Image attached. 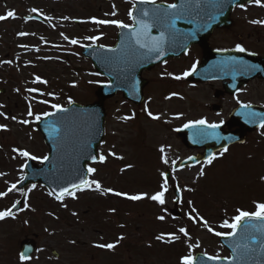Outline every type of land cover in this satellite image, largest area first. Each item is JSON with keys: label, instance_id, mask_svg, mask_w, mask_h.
<instances>
[{"label": "rangeland", "instance_id": "obj_1", "mask_svg": "<svg viewBox=\"0 0 264 264\" xmlns=\"http://www.w3.org/2000/svg\"><path fill=\"white\" fill-rule=\"evenodd\" d=\"M132 2L0 0V15L8 11L16 14L15 18L0 20V55L6 53L9 85L5 97L10 95L9 100L0 97V125L6 126L0 129V192L7 193L0 196V211L12 210V205L20 202L12 211L13 217L0 220V264H181V258L189 253L192 257L196 252L228 256L215 232L231 230L221 225L224 220L231 223L237 209L251 212L256 210L254 202L264 203V128L251 134L245 144L229 148L223 156L218 154L211 164L171 171L163 205L149 198L164 182V167L171 170L172 163L178 164L192 153L174 131L190 121L186 109L189 88L174 78L180 74V67L174 76L165 78L172 80H167L171 83L165 89L168 92H159L157 89L165 86L151 77L153 83L138 108L119 95L104 101L106 131L99 154L106 160L88 165L97 170L88 178L100 182L99 191L92 186L76 191L75 198L67 195L62 200H55L40 184L8 191L25 172L22 165L28 157L21 156V150L41 158L47 155L36 115L54 110L53 104L66 106L69 99L81 105L91 103L94 89L103 82L91 62L81 55V47L112 45L116 25L97 24L92 18L130 24ZM31 9L48 19L46 27L22 19L32 13ZM20 32L27 35L20 36ZM92 36L99 39H85ZM72 39L77 43L72 44ZM37 55L43 58L33 62ZM0 88L6 85L0 84ZM173 91L186 100L167 101L166 96ZM23 120L29 123H20ZM34 162L41 164L40 160ZM201 170L203 176L199 175ZM174 185L182 195L178 203L181 218L169 212ZM106 188L128 195H148L134 201L104 192ZM25 203L29 207L25 208ZM181 227L186 229V236L179 233ZM209 227L213 231H208ZM162 233L164 239L157 240ZM170 233L180 238L170 241ZM32 234L38 235L37 247L23 262L18 256V243ZM108 243L115 248L97 247Z\"/></svg>", "mask_w": 264, "mask_h": 264}, {"label": "water", "instance_id": "obj_2", "mask_svg": "<svg viewBox=\"0 0 264 264\" xmlns=\"http://www.w3.org/2000/svg\"><path fill=\"white\" fill-rule=\"evenodd\" d=\"M246 0H175L177 9H168L166 3H150L135 1L132 9V19L135 26L132 29L120 28L117 34V42L111 48L101 46H86L82 49V55L92 61L94 69L101 75H106L108 83H103L95 90L98 100L93 104L80 105L72 103L66 112H56L52 116H43L37 123L39 132L49 147L48 160L42 165L28 160L24 165V179L17 184L18 188L40 183L53 196L59 192L61 187H68L71 183H79L80 179H87V163H94L91 156H97V147L103 138V101L114 96L118 91L123 93V98L133 101L135 104L142 102V87L145 81L139 75L147 65L165 60L166 57H177L184 53L191 43L200 44L203 58L196 70L189 74L194 81H205L214 79L227 69L226 62H217L218 58L226 57V52H213L208 44L207 38L212 29L225 27L229 24L230 9L239 2ZM159 6L160 20L154 16ZM167 12L165 17L163 14ZM144 13L148 15L145 16ZM27 19H39L40 16L28 14ZM145 21L152 25L148 32L150 36L159 38L161 33L164 39L160 48L148 52L135 44L131 37L133 29L139 31L141 25L138 21ZM114 49V51H109ZM163 51V55L159 52ZM215 68L218 71H215ZM222 71V72H221ZM227 76V74H223ZM264 120V109H256L255 114L241 119L243 132L226 133L221 129L211 130L219 138L201 135L204 125H194L185 128L180 127L177 133L183 138L188 148H203V155L192 156L186 159L176 168L185 165L193 166L200 161L207 160L209 154L222 149L234 142H243L246 130H253ZM56 122L60 128L59 136L49 134V126ZM99 157L97 156V161ZM96 162V161H95ZM167 180L169 174L166 173ZM55 190V191H54ZM75 191V190H72ZM176 195L173 201V209L170 211L175 217H179L177 203L180 200L179 190L174 188ZM16 205L13 210L19 207ZM247 226V227H245ZM254 238V241H253ZM220 242L228 250L229 258L210 261L201 253H196L193 264H264V221L256 218H246L240 222L234 236H222ZM19 256L24 254L30 257L35 250V241L32 238H24L20 241ZM236 248V252H233Z\"/></svg>", "mask_w": 264, "mask_h": 264}, {"label": "flooded vegetation", "instance_id": "obj_3", "mask_svg": "<svg viewBox=\"0 0 264 264\" xmlns=\"http://www.w3.org/2000/svg\"><path fill=\"white\" fill-rule=\"evenodd\" d=\"M159 2L174 3L173 0H161ZM241 4L244 5L243 8L239 6ZM261 4H264V0H261ZM230 10L229 24L225 27H219V29H213L207 39V44L213 52H226L227 54L226 57L217 60V62H226L228 66L223 72L221 71L222 73H218L219 75L216 78L206 81H191L188 76L182 75L185 71H189V73L193 71V64L196 65V69L203 57L202 47L196 43L190 45L182 55L167 57L154 65H147L141 70L140 77L147 80L143 87V95L147 87L153 83L151 77H156L159 80L157 82L165 86L164 89H157L159 92H168L165 89L169 88V85H171L169 81L172 80L165 78L174 76L178 72V67L182 68L179 71L182 78L178 81L189 88L186 103L189 120L205 119L208 123L223 121V124L219 127L222 133H242L243 124L241 119L255 114L256 109H264V24L251 23L253 20L264 21V6L246 0L235 4ZM37 24L42 27L47 25ZM117 31L118 27L116 26V33ZM237 44L241 45L245 51H238L236 49ZM215 71L218 70L215 68ZM168 73H172V75L169 76ZM2 74L5 76H2ZM223 74H227V76ZM102 79L107 82L105 77ZM0 84L6 85V88H0V97H5L7 90L9 93L6 53L0 55ZM173 93L175 92L173 91L166 96L167 101L174 103V101L184 98L181 95H172ZM116 95L121 96V93ZM5 99L9 100L10 95ZM183 100H186V98ZM127 102L132 104L129 101ZM141 105L133 106L138 108ZM10 111L8 109L6 114L9 115ZM105 113L107 115L106 110ZM260 128L262 127L255 128V130H246L245 141L232 144L228 146V149L245 144L249 139L248 137ZM189 151L192 153L186 157L203 152L197 148L189 149ZM219 153L220 151L215 152L214 156H218ZM176 165V163H172L171 168ZM164 169V172L168 171L165 167ZM170 179L171 175L169 176Z\"/></svg>", "mask_w": 264, "mask_h": 264}, {"label": "snow or ice", "instance_id": "obj_4", "mask_svg": "<svg viewBox=\"0 0 264 264\" xmlns=\"http://www.w3.org/2000/svg\"><path fill=\"white\" fill-rule=\"evenodd\" d=\"M141 2H146V0H141ZM152 3H155V0H151ZM251 2H254L255 4L257 5H261V6H264V4H261V0H251ZM240 7H244L243 4L239 5ZM177 5L175 3H172V4H169L167 5V8L168 9H177ZM32 12H35L36 9H31ZM159 13V6H157V14L154 16V18L159 21L160 20V15L158 14ZM113 15H115V13L113 12ZM128 15H129V18L130 19H135V17L133 16V13H132V10L130 9L129 12H128ZM145 16H147L148 14L147 13H144ZM165 17L167 16V12H165L163 14ZM16 14L14 11H8L6 13V15H0V20H5V19H8V18H15ZM65 19H67V17H65ZM93 21L97 24H113V25H116L117 27H120V28H128V29H132L133 26L132 25H129V24H124L122 21H118V20H97L96 18H92ZM138 23L141 25V29L139 31L133 29L132 32H131V37L132 39H134L135 41V44H137L140 48H143V49H146L148 52H152V51H156L160 48V44L161 42L163 41L164 39V34L161 33V36L159 38L157 37H152L150 36L149 32H148V29L152 26L150 25L149 23L141 20V21H138ZM251 23L253 24H257V23H260V24H264V21H257V20H253L251 21ZM18 35L20 36H24V35H27V33H24V32H20L18 33ZM63 35V33L61 34ZM65 39H67V37H65ZM85 39H91L93 41L99 39V37L97 36H92V37H85ZM71 43L72 44H76L77 43V40L75 39H72L71 40ZM101 47H105L104 45H101ZM236 49L238 51H245V49L237 44L236 45ZM109 51H114V49H109ZM160 55H163V51L161 50L159 52ZM196 67L195 64L192 65V69L194 70ZM190 73L189 71H185L182 75L183 76H188ZM169 76L172 75V73H168ZM175 79L177 80H180L182 78V76L180 75H177L174 77ZM36 79L39 81L40 80V77H36ZM44 83H46V81H42ZM28 91H36V89H28ZM51 95V94H49ZM172 95H177L176 93H173ZM45 103H47V101H45ZM69 104H72L73 101L71 99H69L68 101ZM245 107H247V105H245ZM52 108L56 110V112H66L68 111V109L62 107L61 105L59 104H53L52 105ZM149 116H152V113L149 112L148 113ZM0 115H3L2 113H0ZM28 115L31 116L33 115L32 111H31V106H29V111H28ZM52 115H55V113H50V112H45L43 113V116H52ZM36 120H40L41 119V116L40 115H36ZM153 119H159L158 116H153L152 117ZM13 120L16 119V117H12ZM20 123H23V124H28L29 121L28 120H23V121H20ZM223 124V121H220L219 123H208L205 119H199V120H195V121H189L188 123L184 124V127L187 128V127H190V126H194V125H204L205 126V129H202L201 130V135H204V136H213V138H219L215 135L214 132H208L207 130L208 129H211V130H215V129H218L220 127V125ZM260 127L264 128V120L261 121V124H260ZM0 129H6V126L5 125H0ZM60 128L57 126L56 122H52L49 126V134L50 135H53V136H59L60 134ZM15 151V149H14ZM164 149L163 147L161 148V152H163ZM228 151V147L225 145L219 155L220 156H223L226 152ZM19 154L21 156H24V157H28L32 160H40L41 162L43 161H47L49 158L48 156H43L42 158L41 157H37V156H34V155H31L28 151L26 150H21L19 152ZM110 155H115V153H110ZM91 159L92 161H97V156L93 155L91 156ZM99 162L103 163L105 162L106 160V157L101 154L99 156ZM122 159V157H121ZM189 159H193L192 157H189ZM216 159V156L212 155V154H209L207 160L205 161V163L207 164H211L213 162V160ZM164 162L167 163V159H164ZM23 167V165H22ZM128 167H131V165H128ZM97 170L94 168V167H89L87 169V172L89 174L91 173H94L96 172ZM199 175L203 176L204 175V172L203 170H201V172L199 173ZM161 176L165 177L164 179V182L160 185V190L155 192L154 194H152L149 198L152 200V201H156L158 202L159 204L163 205L165 203V200H164V196H165V193L167 192V184H168V180H167V177H166V174L165 173H161ZM21 180L24 179L23 176L20 177ZM262 180H264V176L261 177ZM17 183H19V181H17ZM92 186H95V190L99 191L101 189V184L99 181L97 180H88V179H80L79 180V183H71L68 185V187H61L59 189V192L55 194V198L57 200H62L63 196L65 195H68V196H72L73 198H75V193L74 191L72 190H83L84 188H91ZM36 185L33 184L32 185V188H35ZM14 189H16V184H12L10 186V188L8 189L9 192L13 191ZM55 191V190H54ZM104 192H112L113 190L111 188H106L103 190ZM54 192H49V195H53ZM115 195L117 196H126L128 199L130 200H140V199H143L145 196H147L148 194L147 193H142V194H137V195H128L127 193H121V192H115L114 193ZM7 195V193L5 192H0V196H5ZM190 203V202H189ZM255 204V211H244V210H241V209H237V215H235L233 218H232V222L229 223L228 220H224L221 227L223 228H228V229H231V231H228V232H215V235L217 236H234L237 232V229H238V226L240 225V222L245 220L246 218H256L257 220H260V221H264V203H260V202H254ZM13 208L16 207L15 204L12 205ZM25 208L29 207V205L27 203H25L24 205ZM110 211H115L114 209H110ZM195 211V210H193ZM75 215V213H73ZM13 212L11 209H7L5 211H0V220H3L5 219L6 217H13ZM158 219L160 220H164V216H159ZM205 224V227H208L207 225V222H204ZM247 227V226H245ZM179 233H182L184 234L185 236L187 235V232H186V229L181 227L179 228ZM208 231H213V229H211L210 227L208 228ZM165 237V234H161V235H158L156 237L157 240H163ZM180 237L177 236L175 233H170L168 234V239L171 241V240H178ZM119 239H123V237H120ZM253 241H254V238H253ZM115 244L113 243H108V244H100V245H97V247H101V248H107V249H114L115 248ZM189 247L191 248L192 246L189 245ZM262 247H264V245H262ZM236 248H233V252L235 253L236 252ZM208 260L210 261H217V260H220L222 259L219 255L217 256H208L207 253L204 254ZM20 259L22 261L24 260H27L28 257L25 256L24 254H21L20 256ZM193 261H194V258L192 257V255L189 253V255L187 256H184L181 258V264H193Z\"/></svg>", "mask_w": 264, "mask_h": 264}]
</instances>
